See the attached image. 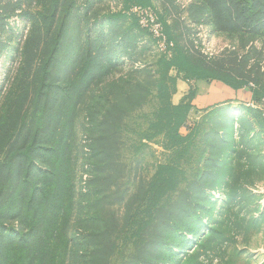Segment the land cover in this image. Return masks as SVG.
<instances>
[{"label": "rangeland", "instance_id": "1", "mask_svg": "<svg viewBox=\"0 0 264 264\" xmlns=\"http://www.w3.org/2000/svg\"><path fill=\"white\" fill-rule=\"evenodd\" d=\"M126 2L0 0V213L49 169L65 195L46 235L35 207L24 226L0 217V264H27L40 243L47 264H264V0H151L176 44L241 87L215 112L205 81L173 108L188 81Z\"/></svg>", "mask_w": 264, "mask_h": 264}, {"label": "trees", "instance_id": "2", "mask_svg": "<svg viewBox=\"0 0 264 264\" xmlns=\"http://www.w3.org/2000/svg\"><path fill=\"white\" fill-rule=\"evenodd\" d=\"M204 4L209 5V6H218V0H204ZM133 5H141V6H151L153 9L155 8L152 6L151 0H127L126 6L127 9L130 10V8ZM156 12L157 10L154 9ZM219 10L224 11L225 8L221 5V8ZM159 21L162 23L164 27V33L167 36L168 42L172 43V45H169V48L165 52H161L163 56L166 58L168 57V54H171L172 58L168 59L167 61H163V59L159 60L164 63L166 71H170V69H176L178 75L184 74L185 77H183L185 80L188 81V83L191 82V80H194L195 82L198 81H205V82H212L215 79H219L222 82L226 83L229 87H231L232 90H236L238 88H241L240 86L235 85L232 82L226 81L223 77H218L216 75V70L212 69V66L210 62L205 59V58H194L192 54H190L185 48L179 46L176 44L173 40V38L170 37L169 35V30L170 26L168 25L167 21L157 12ZM135 20L136 17L134 16ZM242 18V17H240ZM147 30V29H145ZM148 31V30H147ZM155 40V39H154ZM155 42V41H154ZM93 54L92 50H89V60H93ZM91 71V66L86 69L87 76H84L85 78L81 81L80 85L83 87L84 90V100L85 104H87V114H88V119H89V126H88V131L90 133H95L96 129L98 128V119H97V114L99 113V109H97L98 103L97 99L99 98L100 100L102 99L101 97H97L94 95V93L91 90V80L89 77ZM171 80L175 83L177 82V78H171ZM177 84V83H176ZM197 88V87H196ZM196 88L192 89L190 88L191 91H189L188 94H186L183 98L180 104L174 105L173 108L176 111L181 110L184 107H187V104L183 102V100L190 99L195 96L196 94ZM176 90V89H175ZM176 93V91H175ZM220 106H213L209 107L212 109L211 112H215L217 108ZM221 109V108H219ZM262 115V113H260ZM183 120H180L179 125H181ZM178 125V126H179ZM197 127H201L200 123H197L195 125V129H193V132L196 130ZM100 131V130H99ZM192 134V133H191ZM191 134L187 135L186 137L181 136L179 133H177V137L181 138H190ZM103 139L106 140V137L103 135ZM107 146H110L109 144H105V141L102 144H96L95 148L100 152H109V148ZM52 169H49V171H43L42 176L40 175L37 182H35L34 185L28 182V178L22 182V185L20 186V190L18 192V196L20 198L16 202V207L17 211L16 213H11L9 209L2 210V213H0V217L5 218V219H10L11 217L14 218H21L19 219V222L21 226H24V223L26 222V219L22 213V209L24 205H27V211L31 210L32 207H35L36 213L41 215L42 217L40 219H31L32 225L34 226L36 224L41 223L40 225L42 226L41 232L44 233V235L47 234V231L49 229V226L53 227V218L47 217L45 214L47 213L48 209L54 210L57 209L58 211H62L64 208V186H62L61 181L58 179L57 176L55 175V171L52 172ZM247 174L250 176V172H247ZM25 179V178H24ZM32 179V175H31ZM14 195V193H12ZM12 195V197H13ZM16 196V193L15 195ZM14 201H12L11 205H14ZM52 212V211H51ZM51 219V222L49 223ZM34 224V225H33ZM26 228V227H25ZM32 229V228H31ZM23 231V230H21ZM19 231V235L21 236L23 241H27L29 238V233L30 230L25 232ZM40 240V239H39ZM38 240V241H39ZM26 245V244H25ZM44 246L43 243H40L34 248L33 254L30 255V253H26L25 259L27 261V264H47V251L45 252V248L42 249ZM24 251H29V249L25 248ZM97 260H100L97 258ZM105 260V259H104Z\"/></svg>", "mask_w": 264, "mask_h": 264}, {"label": "built area", "instance_id": "3", "mask_svg": "<svg viewBox=\"0 0 264 264\" xmlns=\"http://www.w3.org/2000/svg\"><path fill=\"white\" fill-rule=\"evenodd\" d=\"M132 13L138 20L139 25L147 29L155 39V43L158 45V50L165 52L168 50L169 45L172 43L168 42L167 36L164 33V27L159 21L157 12L151 6L133 5L130 8ZM262 116L264 117V108L261 110Z\"/></svg>", "mask_w": 264, "mask_h": 264}, {"label": "crops", "instance_id": "4", "mask_svg": "<svg viewBox=\"0 0 264 264\" xmlns=\"http://www.w3.org/2000/svg\"><path fill=\"white\" fill-rule=\"evenodd\" d=\"M182 83L178 84L179 91L177 93H181V96L179 97L180 99L183 98L186 94L189 93L190 90V84L185 82L184 80H181ZM210 84L209 88L206 87V93L202 92L201 95L198 96V99L200 98H205L208 102V107H213L219 105L218 102H223L225 100L231 99L233 96V92L229 90H220L221 88L217 83L211 82L208 83ZM181 88V89H180ZM204 96V97H203Z\"/></svg>", "mask_w": 264, "mask_h": 264}]
</instances>
